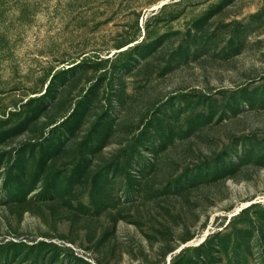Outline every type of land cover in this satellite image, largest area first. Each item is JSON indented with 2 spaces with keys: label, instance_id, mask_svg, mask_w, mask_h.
Listing matches in <instances>:
<instances>
[{
  "label": "rangeland",
  "instance_id": "obj_1",
  "mask_svg": "<svg viewBox=\"0 0 264 264\" xmlns=\"http://www.w3.org/2000/svg\"><path fill=\"white\" fill-rule=\"evenodd\" d=\"M0 264H264V0H0Z\"/></svg>",
  "mask_w": 264,
  "mask_h": 264
}]
</instances>
